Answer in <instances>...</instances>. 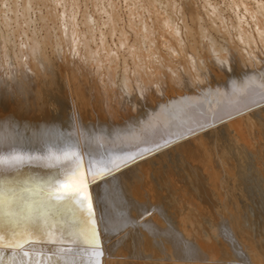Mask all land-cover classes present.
I'll list each match as a JSON object with an SVG mask.
<instances>
[{"label": "bare ground", "instance_id": "obj_1", "mask_svg": "<svg viewBox=\"0 0 264 264\" xmlns=\"http://www.w3.org/2000/svg\"><path fill=\"white\" fill-rule=\"evenodd\" d=\"M28 1L23 5L24 10L28 9L30 6ZM88 1L93 2V0ZM0 2V24L6 26L9 23L10 18L12 19V16L9 17V20L7 19L8 17H5L7 10L8 12L11 11V15L13 13L16 16L18 11V0H11L10 2L12 5L10 7L8 6L7 10H5L6 7L4 6L7 2L4 0H0ZM38 2V4H41L42 2L40 5L41 8H46V15H40L42 9H37L39 19L42 20V22L44 21L42 24H45V21L48 20L54 25V27H51L53 26L51 25V28H47V30L45 28V33L48 41L53 43L51 53L55 60H52L49 58V55L47 56V54L43 53L39 47L40 45H38L40 41H37L38 44L31 41L32 44H29V47H26V44L24 45V49L27 48V50H24L26 51V56L19 50L21 47L18 49V55L20 54L22 57H27L26 60L18 58L16 52L14 55L15 61H13V58H10L6 54H9V52L5 51V48H3L9 40L3 41V38L0 39L6 43L2 45L0 42V90L1 94H3L8 100H3L0 105V156L10 155L15 151L36 157H45L49 154L53 157L51 160L42 159L37 160L34 163L25 164L18 170L0 167V180H3L5 175L11 174L22 181H27V187L34 190V194L30 197L33 200H41L43 197L40 193L46 190L45 186L47 183L62 177L68 163L63 159L57 162L55 157L62 156L65 150L70 149L77 152L86 169L91 165L93 166L94 171H98L100 168L108 165L112 161H116L117 158L122 157L125 154V152H123L126 150L125 143L124 145L121 144L123 150L118 145L122 141L127 140V138L138 135L140 136L145 133L147 134V137L143 138L144 142L152 141V137L157 138V134L154 135V132L158 131L161 124L168 125L167 121H169L168 117L172 114L171 112L179 111L185 107V103L189 100L188 98H191L190 95H193L195 98L197 92L205 90L206 87L217 83H228L231 79H243L245 77H251L253 74L257 75L258 79H260V77L264 78V62H258L256 65L252 64L249 60V55L253 54L258 46L262 47L264 50V5L262 4H255L252 2L251 6L243 7L252 18V24L247 25L248 23H244V19L241 20L237 15L235 22L228 24L226 21L228 18H224V21H222L221 18V21L224 23L219 24L218 18L220 17H218V15L221 10L209 9L207 7L209 1L208 3H205L204 8L207 11L204 12V14L207 23L204 24H206L205 26L208 25L215 33L222 34L225 46H220L219 43L213 41L211 36H207L208 32L206 33L204 29L205 26L203 27V24L201 25L205 20V18L202 17L203 15L201 16L203 13L200 14V12L203 11H199L200 7L197 8L198 6L194 3L195 1L192 0H147L149 7L147 10L144 8L143 11L146 10V13H150L148 16H151L152 18V26L144 20L145 18L139 19L140 17L138 18L137 15L134 17L135 14L132 15V13L135 11L133 10H131L133 12L130 13V16V11L128 10V20L125 21L124 19H121L119 16L121 10L115 8L114 3L110 0L107 1L108 5L103 7L98 3V7L101 5V8L96 11L103 16L101 17L100 15V17L95 18L97 21L94 19L92 20V18L88 20V17L92 14L90 16L87 15L88 17H86V13L85 15L82 14L83 17L81 16L82 19H80V21L76 20L78 19L77 17L73 18L74 22L77 21L75 23L72 22L73 20H66V16H63L64 12H62V14L59 13V15L56 11L57 5H61V11L65 10L66 0H41ZM105 2L100 1V3ZM27 4H29V6ZM93 4L92 7L94 8L96 4ZM216 8H218V6ZM233 8H230L229 11L235 12V8ZM78 10L76 12H81ZM118 10L120 11L118 12ZM74 15L79 16L77 13ZM32 16H34V14ZM23 19H25V16ZM29 19L28 21H30ZM15 20H17L16 17ZM25 20L27 21V19ZM14 21L12 20L11 22L13 23ZM28 21L27 23L30 25L33 21L35 22V19L32 22ZM46 25H43V27ZM223 25L224 29H222ZM156 32L162 36V42L156 40ZM14 33L17 32L15 31ZM2 34L1 37H3ZM6 34L8 35L7 32ZM206 36L209 37L211 41L206 46L208 50L204 52L202 49V43ZM157 39H160V37ZM30 40L31 39H28L26 41L25 39V43ZM109 40L110 44L108 43ZM11 43L12 42L10 41V44ZM111 43L114 44L115 47L112 48ZM17 44H20V42H17ZM162 44L163 48H165L164 53L160 50ZM14 47L16 46L14 45ZM14 47L12 46L13 49L18 48ZM14 52L15 50H13V53ZM207 52L210 54L211 58L213 57L215 64H218V66H216L217 68H215L213 74L209 75V78H211L213 83L208 84L205 87H200L196 84V80L199 79L201 82H206L201 76L199 70L203 72L208 69V66L206 65L208 63ZM192 54H195V56L193 57ZM25 57L23 58L25 59ZM128 58L132 60L131 63L135 69L132 72L129 67H127ZM220 59H224L229 63L222 66L218 62ZM54 61L57 64L58 72L62 78L65 75L68 76L70 74V77L74 79V83L77 86L76 96L84 106L90 100L87 96V91L85 90L84 80L87 77L89 83V77L93 78L92 83L94 84V87L96 86V88L102 90L96 89L95 92L97 95L95 97L99 102L98 105H100V109L103 112H106L105 115L109 118V122L101 119L85 121L80 118L76 127L72 123L70 129H65V131L60 134L53 132L52 135L50 134V129L55 126L51 125V127L47 126V124H31L28 122H24V124L26 123L27 125H19L17 122L15 123L13 121L12 117L4 116L6 114L5 112H9L11 109L16 110L18 108L23 110L22 114H24L25 117L26 115L30 116L39 111L41 114V108L37 105V102H42L41 88L44 85V82L47 78L49 81H52L51 78L54 77V69H56L54 68ZM233 61L235 66H233L234 68H231L230 63ZM256 66L260 67L256 68ZM149 69H151V74L154 77L155 72H159V79L154 80L150 71H148ZM232 69H235L236 72L230 73L229 70ZM135 71L138 73L137 76ZM4 74L7 76L17 74L19 77L7 88L3 83ZM79 76H81V78H79ZM140 77L145 80L146 84L142 83L143 79L140 80ZM184 77L188 78L189 82L185 81L186 79L184 80ZM138 79L142 82L138 81ZM76 80L78 83H76ZM135 80L138 83L137 90L140 93L141 89L144 90L143 97L145 98L146 103H149V105L153 107L143 106L144 103L143 105L142 103H136L132 86L133 81ZM159 80L164 81V83L159 82ZM89 90L92 91V89ZM157 94L164 97V101H160L159 103L153 101V97ZM129 100L132 102L131 105L126 104ZM116 105L119 107L117 110ZM263 106L264 103L255 106L250 112L244 110L238 113V115L231 116L218 125L208 128L206 131L197 132L195 135H191L186 139H180V143L171 144L166 148L148 155L144 159L138 160L134 164L122 168L119 172L115 173V176L117 177L116 180H111V178H109V182L97 180L90 183L89 191L92 195L94 206L96 207L98 233L102 247L107 250L116 244L119 249L116 253V257L125 258L119 259L105 256L104 264H150V260L139 258V253L142 251L147 255L145 250L154 246V240L156 238L160 240L163 244L164 250L167 251L169 255L175 254L173 259L168 260L169 262L166 261L165 264H180L179 260L175 258L180 254V249L177 247V236L175 234L173 237L169 234L172 230L173 223H169L168 221L170 220L168 218L167 220L165 219V211H163L162 208L166 203L165 196L161 192L164 191V188H167L168 192L173 196L175 194L174 181L170 177L166 180L161 179L158 183V190L154 189L153 186L151 187V183H147L146 185H148V190L151 195L146 193L143 194L139 191L141 183L136 175V171L142 166L145 160L158 157L167 150L175 148L178 144L199 138L204 134H207V131H214L216 129H227L229 133L227 132L228 136L226 137L234 144L236 151H239V153L244 147V144L238 143L240 142L239 136L245 135L243 132L249 130L247 135L250 140L255 141L257 151H259V147H264V134H262L264 133V130L256 131V123L254 122V124L253 120L259 115V111H257L258 108L261 109ZM33 116H31V118L29 117V119H32ZM28 125L30 126V129H28ZM37 126L41 129L46 127L47 130L46 128L45 130H49L50 133L48 132V138L46 137L43 139V136L39 135L41 131L39 133L37 131L41 129ZM35 127L38 128V130L36 129L37 131H33ZM243 128L244 130H242ZM44 135H46V133ZM216 135H218V132ZM242 139L244 140V136ZM248 143L251 144V142H247V144ZM255 143L253 142L254 145ZM230 148L231 150L233 149L232 147ZM196 152L199 156L198 158H194V160L197 162L198 168L202 171V175L209 176L212 180L214 176L213 168H211V166L215 163L212 155L213 152L208 149L203 152V149L201 150L200 147H197ZM221 156L218 158L219 162L222 160ZM200 170L199 172H201ZM199 172L197 171V173ZM89 179L91 181V177H89ZM213 182L214 180L212 183ZM145 188L147 187L145 186ZM149 196L151 203H148L149 200L147 201ZM204 197L206 201H214L215 204L220 207L224 203V196L220 193L208 191V193H205ZM204 197L202 196V198ZM148 205L156 206L151 209V215L145 216L144 221H141L140 224L134 226L130 224L124 233L113 235L122 215L136 218L142 213L143 208ZM72 207L73 205L70 203H63L58 205L54 211L58 218L65 221H71ZM145 221L150 222L151 225L154 226V232L147 231L145 228L141 227ZM125 235L126 239H121V237ZM142 236H147L145 250L142 246ZM149 236H151V240H148L150 238ZM55 246H84L87 248V245L82 240L74 245L61 244L47 245L45 247ZM186 246L188 245L186 244ZM71 252H77V256H64L66 260L82 261L88 258L87 255H85V251L79 252L71 250ZM129 254H131V258H127L129 257ZM154 254L157 259L161 257V252L157 248L155 249Z\"/></svg>", "mask_w": 264, "mask_h": 264}, {"label": "rangeland", "instance_id": "obj_2", "mask_svg": "<svg viewBox=\"0 0 264 264\" xmlns=\"http://www.w3.org/2000/svg\"><path fill=\"white\" fill-rule=\"evenodd\" d=\"M4 1L8 3V4L6 3L4 5L6 7L5 10H7L8 6L10 7L12 5L10 2L11 0H4ZM26 1H28V0H25V1L24 0H18V2H17L18 11L16 13L17 14L16 16L13 13L11 15L10 14L11 11L8 12V10H7L5 17H8L7 19L9 20V17L12 16V19L10 18L9 23L6 26H4L3 24H0V33L1 34L3 33L2 34L3 37H1V34H0V37H1L0 39L3 38V41L4 40H6V41L9 40V41L6 42L7 44L5 42H3L2 40H0V42L2 43V45L6 44L5 45L6 47L4 46L3 48H5V51L9 52V54L8 53H6V54L10 58H13V61H15L14 55L16 54V52H17L16 55L18 58L26 60V58H27V57H25L26 51H24V50L25 49L27 50V48L24 49V47H25L24 45L26 44V47L27 46L29 47L30 46L29 44H32V42L37 43V41H40L39 44L38 43L37 44L40 45L39 47L41 48L43 53L47 54V56L49 55V58H51L52 60H55L54 56L51 53L53 43L48 41V39L46 38V33H45V28L47 30V28L49 29L51 27H54V25L52 23H50V21H48V20L45 21V24H42V23H44V21L42 22V20H40L39 16L37 15V14H39L38 10H37L39 8L42 9L41 10L42 12L40 11L41 12L40 15L41 14L46 15L45 14L46 8H43V7L41 8L40 5L42 4V2H41V4H38L39 3L38 1H41V0H29L28 2L30 4V6H29V4H27L29 7L27 6L28 9L24 10L23 5H25ZM32 1H33V3H32ZM34 1H36V2H34ZM87 1L88 0H66L65 10L61 11L62 10L61 5H57V7L59 6L60 8L56 7V9H57L56 11L58 14L59 13L62 14V12H64L63 16L64 17L66 16L65 19L66 20L69 19L71 21L73 20L72 22H74L73 18H76V17L78 18L76 20L80 21V19H82V17H83L82 14L85 15L86 13H87L85 15L86 17H88L87 15L90 16L92 14L90 17H88L89 18L88 20H90L91 18H92V20L93 19L96 20L95 18L100 17V15H101L96 10H99L101 7L108 5L107 4L108 0L107 1L106 0H104V1L100 0L101 2L106 1L105 3H100L99 0H93L94 4H93V2L88 1L89 2L88 3ZM110 1L112 3H114L115 8L121 10V11L118 10V12L120 11L119 16L121 19H124L125 21L128 20L127 19V16H128L127 12L130 11L129 12V16H130V13L135 11L132 13V15L135 14L134 17H136V15H137L138 18L140 17L139 19L145 18L144 20H146V22L148 24H150V26H152V24H153L152 20H151L152 18H151V16H148L150 13H146L147 8L149 7V5H148L149 3L147 2V0H144L145 2L143 0H135V1L134 0L133 1L132 0H110ZM192 1H195L194 2L195 5L198 6L197 8L200 7L199 11H203V12H200V14L203 13V14H201V16L203 15L202 16L203 18H205L204 12L207 11L204 8V4L208 3V1H209V3L207 4V7L209 9L221 10L220 14L218 15V17H220V18H218L219 24L224 23V22H222L225 20L224 18H228V20H226L228 22V24L235 22L237 19L236 15L238 16V18H241V20L244 19L243 22L248 23L247 25L252 24L251 23L252 18L250 16V14H248L247 11L243 7L244 6H251L252 2H254L255 4L264 5V0H192ZM200 1H202L203 4ZM210 2H211V4H210ZM31 3H32V5H31ZM98 3L101 4L102 6L100 5L101 7L100 6L98 7ZM70 4H71V6H70ZM72 4H73V6H72ZM76 4H77V7H76ZM92 4L93 5L96 4L97 6L95 5L96 7L94 6V8H93ZM134 5H135V7H134ZM217 6H218V8H216ZM79 7H80V9H79ZM233 7L235 8V12L229 11L230 8H233ZM237 7H239V8H237ZM144 8L146 9L145 11H143ZM21 9H22V11H21ZM94 9H95V11H94ZM137 9L139 10V12ZM222 9L223 10L225 9V10L223 11ZM29 10H31V11H29ZM77 10L81 11V12H76ZM131 10H133V11H131ZM76 13L79 16L74 15ZM93 13H95V14H93ZM96 13H98V14H96ZM221 13L224 15H222ZM33 14H34V16H32ZM24 16H25V19H27V21L30 18L29 20L31 22L34 19H35V22L33 21L29 25L27 23V21L25 19H23ZM92 16H94V17H92ZM102 16L103 15H101V17ZM15 17L17 18V20H15ZM20 17H21V19H20ZM32 18H33V20H32ZM221 18H222V21H221ZM36 19H37V21H36ZM12 20L13 21L15 20L14 21L15 23L14 22L12 23L11 22ZM150 20H151V22H150ZM16 21H18V22H16ZM30 21H28V22H30ZM47 22H49V23H47ZM51 22H52V20H51ZM75 22H77V21H75ZM46 23H47V25H46ZM204 23H207L206 18L203 21V23H201V25L203 24L202 25L203 27L206 25ZM2 25H3V27H2ZM43 25H46V26L43 27ZM51 25H53V26H51ZM1 27H2V29H1ZM39 27H43V28H39ZM33 28H34V30H33ZM6 29H9L10 31L6 30ZM204 29H205L206 33L208 32L207 36H209V37L211 36L213 41H216L217 43H219L220 46L221 45L225 46V44H224L225 41L222 37V34L215 33L213 30H211V28L208 25L205 26ZM222 29H224V25H223ZM11 31H12V33H11ZM15 31L17 33H14ZM6 32L8 33V35L6 34ZM157 32L155 34V38H156V40H159L162 42L163 38L160 34H158L159 32L158 33ZM21 35H24L26 38L24 36H21ZM6 36H8V37H6ZM207 36L205 37V39H203V43H202V46H203L202 49L204 52L208 50L206 46L211 41V39H209V37H207ZM159 37H160V39H157ZM4 38H6V39H4ZM25 39H26V41L28 39H31V40L28 41L27 43H25L26 42ZM40 39H42V40H40ZM10 41L12 42L11 44H10ZM43 41H44V43H43ZM47 41H48L49 46L47 44ZM14 42L16 44H17V42H20V44H17L18 45L17 46ZM108 43L110 44V40L108 41ZM14 45L18 48L14 47ZM12 46L16 49H13ZM20 47H21V49H19ZM113 47H115L114 44H112V48ZM11 48L13 50H15L14 53H13V50ZM18 49L23 52V55H25L23 57H25V59L22 57V55H20V54L18 55V51H19ZM160 50L163 53L165 52V48H163V44L160 46ZM22 52H21V54H22ZM208 52H207L208 63L206 64L208 66V69L203 71V72L199 70L201 76L204 78V80L206 82H204V81L201 82V81H199V79L196 80V84L199 85L200 87L201 86L205 87L206 85L213 83L211 78H209L210 77L209 75L213 74V71H215V68H217L216 66H218V64H215L213 57L211 58V56ZM11 53H13V54H11ZM192 55H193V57L195 56V54H192ZM249 60L252 64H256V65L258 64V62L263 63L264 62V50H263V48L258 46L257 50H255V52L253 54L249 55ZM131 62H132L131 59H129L127 61V63H128L127 67H129L130 71L132 72L135 69H134V66L132 65ZM56 65H57L56 62L54 61V66H55L54 68H56V69H54L55 74H54V77L51 78L52 81H49V79L47 78V80L44 82V85L41 88L42 102H40V101L37 102V105H39L41 108V114L39 111L38 112L39 114L35 112L33 114L34 116L33 115H30V116L26 115V117H25L24 114H22L23 110L18 108L19 111H18V109H16V110L11 109V110H9V112L8 111L5 112L6 114L4 116L12 117L13 121L15 123L17 122L19 125H25L28 122L31 124L32 123H41V124H47V126H51V125L55 126V127H53L54 129L53 128L50 129L51 133L49 132V130L46 131L47 130L46 127H43L41 129L40 127L37 126L38 128L41 129L39 131H37L38 130L37 127H35V129H33V131H37L38 133L41 131L42 133L40 132L39 135H42L43 139L49 135L48 132L53 135V132L54 133L56 132V134H60L61 132H64L65 129H70L72 123L76 127L80 118L82 120H85V121L101 119L103 121L109 122V118H107L105 115L106 112H103L100 109V105H98L99 102L97 101V99L95 97L97 95V93L95 91H96V89H99V88H96V86L94 87V84L92 83L93 78L89 77L90 82L88 83V81H87L88 78L85 76L87 78V79L85 78V80H84L85 90L87 91V96L90 100L84 106L82 104V102L80 101V99H78L76 96V87L77 86L74 83V79H72V77H70L71 76L70 74L68 76L63 75L64 77L62 78V76L58 72V68ZM230 66H231V68H234L233 66H235V64L230 63ZM260 66H256V68L260 67ZM241 70H243V69H241ZM148 71H150V74H151V69H149ZM229 72L230 73L236 72V70L232 69V70H229ZM135 73H136V71H135ZM137 74L138 73H136V76H137ZM151 76L154 80L159 79V72H157V71L155 72V77L152 74H151ZM18 77L19 76L17 74H15L13 76L12 75L7 76L6 74H4L3 83L8 88L11 83L15 82V80L18 79ZM79 78H81V76H79ZM67 79H70V80H67ZM142 79L143 78H141L140 80H142ZM140 80L138 79V81H140ZM184 80L188 81V78L184 77ZM140 82H142V81H140ZM159 82L164 83V81H162V80H159ZM76 83H78L77 80H76ZM142 83L146 84L144 79H143ZM132 86H133V93H134V98L136 99V103H142V105L144 103L143 106L153 107V106L149 105V103L148 104L146 103L144 97L141 98L142 94L137 90L138 83L136 80L133 81ZM87 87H89V88H87ZM89 89H92V91ZM99 90H101V89H99ZM90 91H91V93H90ZM122 96H124V95H122ZM3 100L8 101L7 98L5 96H3V94H1V90H0V105H1V102ZM152 100L155 101L156 103H159L160 101H164V97H161V96H159V94H157L153 97ZM131 103H132L131 100L126 102V104H129V105H131ZM117 109H119L118 105H116V110ZM261 110H262V112H261ZM257 111H259V115L257 118H255L253 120V123L254 122L256 123V124L254 123L256 125L255 126L256 131L264 130L263 129L264 128V124H263V122H264V106L261 107V109L258 108ZM31 116H33L32 119H29V117L31 118ZM74 116H76V117H74ZM77 116L79 117V119ZM24 122H26V123L24 124ZM27 127H29L28 129H30L29 125ZM45 128H46V130H45ZM242 130H244V128ZM216 131L218 132V135H216L217 134ZM227 132H228L227 129H224V128L223 129H216L214 131H209V132L207 131V134H204L203 136H201L202 139H201V137L191 139L190 141L178 144L175 148L167 150L165 153L160 154V156H158V157L145 160L144 163L142 164V166L139 167V169L136 171V175L139 178V182L141 183V185H140L141 188L139 191H141V193H143V194L146 193L148 195H151V193L148 190V185H146L147 183L148 184L151 183L150 186L151 187L153 186L154 189H157L159 187L158 183L160 182L161 179L166 180L168 177L172 178L174 181V186H175L174 187L175 188V190H174L175 194L172 196L170 194V192H168L167 188L163 189L164 191H162L161 193H163V195L165 196V203L166 204L162 208H163V211H165L164 214H166L167 218L170 220L171 223H173V225L175 227V234L177 236V239L180 238V236L183 238L182 241H180L181 245L187 244L188 245L187 247H189V248H191V246H192V248H198L203 253H207L210 259L219 260V261L223 262V264H229V262H231V264H236L235 258L238 255H240L242 251H246L248 253L249 257L251 258L252 264H259V263L264 264V158H263L264 157V154H263L264 153V151H263L264 147L263 146L259 147L258 148L259 151H257L255 141L250 140L248 135H247L249 132V130H248L246 132H243V133H245V135H243V136H244V140L245 141L247 140L246 142L242 139L243 136H239L240 139L238 138L240 140V142H238V143L244 144V147H245V148L243 147V149L239 153V151H236L234 144L232 142H230V140L226 137V136H228ZM261 132H263V131H261ZM45 133H46V135H44ZM262 134H264V133H262ZM52 135H50V136H52ZM79 135H80V133H79ZM218 139H220L221 141ZM217 140H218V142H217ZM226 140L228 141V143ZM216 142H217V144H216ZM247 142H251V144L250 143L247 144ZM253 142L255 143V145L253 144ZM205 144L208 146H206ZM197 147H200L201 150L203 149V152H204V150H207V149L211 150L213 152L212 155H213V159L215 160V163L211 166V168H213V176H214V178L212 180L210 179L209 176L207 177L205 175H202V171L200 170V168H198V164L194 160V158H198V156H199L197 153L198 151L196 152ZM230 147H232L233 149L231 150ZM210 148H212V149H210ZM256 155H258V156H256ZM261 155H263V156H261ZM220 156H221L222 160L219 162L218 158ZM216 161H218V162H216ZM248 164H249V166H248ZM258 165L261 167H259ZM196 167H197V169H196ZM199 170L201 172H199ZM197 171L200 173V175H199V173H197ZM239 176H240V178H239ZM213 180H214V182L212 183ZM238 182H240V183H238ZM145 186L147 188H145ZM208 191L214 192V193H220L221 195L224 196L223 197L224 203L221 207L219 205H216L214 201L211 202V201L205 200L204 195L206 192L208 193ZM202 196L204 198H202ZM147 201H148V203L149 202L151 203L150 196L148 197ZM207 203H208V205H207ZM146 237H144V236L141 237L142 246H143L144 250H145L146 242H147ZM149 237L150 238L148 240H151L152 239L151 236H149ZM155 249H156V247L152 246L151 248H147L145 250V253L152 257V259L149 261L150 264H153L155 262V260L157 259V257L154 254ZM179 249H180V247H179ZM179 255L180 254H178V256ZM188 258L192 259V257H188ZM179 263H180V261H179Z\"/></svg>", "mask_w": 264, "mask_h": 264}, {"label": "snow or ice", "instance_id": "obj_3", "mask_svg": "<svg viewBox=\"0 0 264 264\" xmlns=\"http://www.w3.org/2000/svg\"><path fill=\"white\" fill-rule=\"evenodd\" d=\"M218 62L222 66L229 63L224 59H220ZM143 92L144 90L141 89V98H143ZM252 110V108L245 109L248 112ZM198 127L201 131L205 130L203 126L198 125ZM209 127H214V125H209ZM191 135H195L192 130L189 131V136ZM171 143L177 144L180 141L173 139ZM42 159L51 160L53 157L51 154L45 157H36L14 151L10 155L0 156V167L18 170L25 164ZM61 159L67 161L68 166L61 178L47 183L46 190L40 193L43 198L39 201L30 198L34 194V190L27 187V181H22L11 174L5 175V178L0 180V264H104L105 256L125 259L116 257V253L119 251L116 244L107 250L102 247L98 233L96 207L89 188L90 183L97 180L105 182H109V178L116 180V172L136 163L143 157H119L98 171H94L91 165L86 169L79 154L70 149L65 150L62 156L55 157L57 162ZM89 177H91V181ZM63 203L73 205L71 221L58 218L54 211L58 205ZM155 207L153 205L145 206L142 213L136 218L122 215L113 235L124 233L130 224L133 226L140 224L141 221H144L145 216L151 215V209ZM164 216L167 220L166 214ZM141 227L154 232V226L150 222L145 221ZM169 234L175 236L174 225H172ZM121 239H126V235ZM182 239L180 237L177 240V247H180L181 250L180 255L175 257L180 261V264H223L219 260L210 259L207 253H203L198 248L181 245ZM80 240L87 245L85 255L88 258L82 261L66 260L63 256V248H56L49 254L45 247L61 244L74 245ZM154 247L161 252V257L155 260L154 264H165L166 261L173 259L175 254L169 255L158 238L154 240ZM188 257H192V259ZM127 258H131V254ZM139 258L152 259L150 255H145L142 251L139 253ZM235 260L236 264H252L246 251H242Z\"/></svg>", "mask_w": 264, "mask_h": 264}, {"label": "water", "instance_id": "obj_4", "mask_svg": "<svg viewBox=\"0 0 264 264\" xmlns=\"http://www.w3.org/2000/svg\"><path fill=\"white\" fill-rule=\"evenodd\" d=\"M190 97L185 103V107L179 111L171 112L172 114L168 117L169 121H167L168 125L161 124L158 131L154 132V135L157 134V138L152 137V141L144 142L143 138L147 137L145 133L140 136L129 137L119 143L118 146L122 150L121 144L124 145L125 143L126 146V150L123 151L125 154L122 157L137 156L144 159L148 155L171 145L173 139L180 140L184 137H190V130L195 133L201 132L198 125L203 126L205 129L203 131H206L210 128L209 125H218L223 120L238 115L246 108H254L263 104L264 78L258 79L257 75L253 74V76L243 79H231L228 83L210 85L205 90L197 92L195 98L193 95ZM56 248H63V256L65 257L67 255L77 256V252L67 251L69 249L79 252L86 249L84 246L46 247L49 254ZM5 251L7 252V250Z\"/></svg>", "mask_w": 264, "mask_h": 264}]
</instances>
